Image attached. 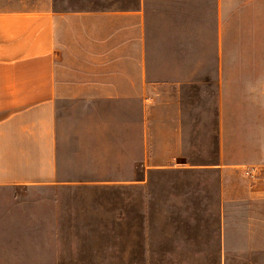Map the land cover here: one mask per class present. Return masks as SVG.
I'll return each mask as SVG.
<instances>
[{
	"label": "crops",
	"instance_id": "0c3cea01",
	"mask_svg": "<svg viewBox=\"0 0 264 264\" xmlns=\"http://www.w3.org/2000/svg\"><path fill=\"white\" fill-rule=\"evenodd\" d=\"M104 185L145 228L218 226L143 256L232 255V201L264 200V0H0V190Z\"/></svg>",
	"mask_w": 264,
	"mask_h": 264
},
{
	"label": "rangeland",
	"instance_id": "374dc122",
	"mask_svg": "<svg viewBox=\"0 0 264 264\" xmlns=\"http://www.w3.org/2000/svg\"><path fill=\"white\" fill-rule=\"evenodd\" d=\"M135 195L132 189L128 202L127 188L105 185L1 189L0 264H264V200L232 201L230 257H164L142 254L165 238L181 247L218 248L211 240L218 226L198 219L145 228Z\"/></svg>",
	"mask_w": 264,
	"mask_h": 264
}]
</instances>
